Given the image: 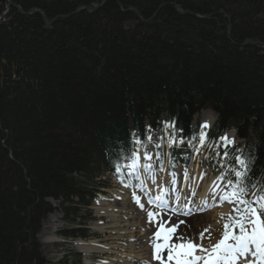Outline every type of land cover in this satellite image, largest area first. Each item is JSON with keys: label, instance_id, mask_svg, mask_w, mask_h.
I'll return each instance as SVG.
<instances>
[{"label": "trees", "instance_id": "obj_1", "mask_svg": "<svg viewBox=\"0 0 264 264\" xmlns=\"http://www.w3.org/2000/svg\"><path fill=\"white\" fill-rule=\"evenodd\" d=\"M100 1L0 0V264H47V216L91 217L103 176L125 175L148 127L173 124L192 151L202 110L217 115L207 155L254 161L248 193L264 183V0H104L90 11ZM230 128L242 143L226 148ZM74 220L61 235L85 239Z\"/></svg>", "mask_w": 264, "mask_h": 264}, {"label": "rangeland", "instance_id": "obj_2", "mask_svg": "<svg viewBox=\"0 0 264 264\" xmlns=\"http://www.w3.org/2000/svg\"><path fill=\"white\" fill-rule=\"evenodd\" d=\"M209 111V110H202L194 116L192 125L194 127H198L199 131H208L209 127L201 128V125L204 124V120L202 118V112ZM212 112V111H211ZM161 126L160 130H150L152 140L144 147H139V162L136 168H132L124 161V168L127 173V178H120L115 179L109 177L108 174L103 176L105 181L110 183L109 187L105 189L103 192H99L97 194V198L91 201V205L89 207V211L91 213V217H87L86 211L84 208H78L77 215L75 218H72V215H68L67 218L63 216L60 212V209H56L51 215L56 216V221L54 223L55 229L54 233L57 234V241L54 243H44L41 234L45 231L43 227V223L48 219L49 216L42 222L41 231L39 232L37 238L42 246V252L47 259V264H75L76 259L73 257V254L69 252H76L80 254L81 263L80 264H121L119 259V251L120 247L124 243L122 240L116 239L114 235V230L112 228H108L110 223V218L107 213L98 211L99 207L104 209H108V211L112 210L114 207L119 206L120 199L123 198L127 206L137 212V218L141 225V233L144 236V240L141 242L143 243L142 248L146 247L150 253V261H147L146 264H161V261L154 259L153 252L154 248L153 245L156 242H162V240L157 241L154 233L158 230L159 225L164 223L165 228H170L173 225L176 226L175 232L171 233L172 239L170 243H181L183 241L191 240L194 244H200L204 248H210L211 245L216 244L219 240L223 238V224L226 222L227 218L231 216H235L236 213L233 212L234 205L228 202H225L224 206H227L229 210L227 212H222L221 209L214 211L213 206L205 209H201L200 211L193 210L188 213L177 212L178 210L172 208H161L160 210L156 207L155 203H144L143 207L138 209V198H142L144 194H147L148 191H153V189H157L159 191L161 189L158 184L150 185V187L146 189H141V180L146 179L151 183L152 179H157L158 181L164 177L166 174H171L173 171L179 172V185L184 182L186 178H193L194 171L192 170L193 167L198 168V181H197V193L195 192L192 194V205L196 203L198 195L204 190L205 182H208L214 178L215 182L220 185V188L223 189L229 180H232L230 177V173L232 172L231 169V160L232 156L228 154L225 159H216L215 163H211L208 159L205 158L199 152L195 150L194 154L190 157L187 156L186 150L180 151L179 156L177 157H170L169 149L170 146L168 144V140L170 138V128H166L165 124ZM209 126V125H208ZM211 126V125H210ZM232 130H227L223 136H227L229 139L233 140L234 143H241L239 139H235L232 137ZM163 138L164 141V150L167 154L164 155L163 159L165 164L162 168H157V162L159 159L156 156L155 152V145L160 143V139ZM174 140L177 141V138L174 137ZM221 141V140H220ZM222 142V141H221ZM174 150H177L178 144H173L171 146ZM200 148V141L196 148ZM148 152L152 155V160L150 163L152 164L151 172L145 171L142 166L145 163H149L144 159V153ZM131 159H129L130 161ZM171 161V163H170ZM167 163V164H166ZM169 166L173 168L170 170ZM215 167L213 170L211 167ZM185 170H187V176L185 175ZM224 174V179L217 180V177ZM155 175V176H154ZM213 180V179H212ZM213 183V182H212ZM212 185L210 188H212ZM145 190V191H144ZM207 196H205L207 204L214 205L217 203H221L218 199V193L216 194V198H214V194L207 191ZM196 195V196H195ZM252 195L249 197L251 198ZM58 202H53L55 207L58 206ZM196 206V204L194 205ZM165 209V210H164ZM140 211V212H139ZM220 211V212H219ZM151 212L154 215L150 218L148 213ZM223 216V219L221 218ZM74 220L76 228H85L84 230L88 231V236L85 239L76 238L72 240L71 238H65L61 235L63 230H68L70 224ZM118 219L122 220V218ZM183 221V223H181ZM100 225L105 227L103 231L96 230V225ZM208 229L209 231H205ZM143 231V232H142ZM234 232L238 233V229H233ZM201 233H204V238L201 239ZM178 237H182L183 241L178 239ZM95 239L98 244L104 245L105 250L103 251H94L91 253H86L83 251H79L74 248L75 241H88L89 239ZM230 243V242H229ZM119 247V248H118ZM199 251V250H197ZM204 254V253H202ZM163 256L164 264L167 262V250H164L161 254ZM67 257L68 263L64 262V257ZM243 260L242 257L237 259L238 264L241 263ZM241 261V262H239ZM170 263V262H169ZM167 263V264H169Z\"/></svg>", "mask_w": 264, "mask_h": 264}, {"label": "snow or ice", "instance_id": "obj_3", "mask_svg": "<svg viewBox=\"0 0 264 264\" xmlns=\"http://www.w3.org/2000/svg\"><path fill=\"white\" fill-rule=\"evenodd\" d=\"M166 128H173L174 125L170 123L165 124ZM207 122L201 125V128H207ZM135 135V134H134ZM206 133L201 131L200 133V144L205 143ZM148 140L151 141L152 137L149 136ZM220 140L224 143L227 148L228 145L234 143L233 140L229 139L227 136H221ZM184 141L181 139L176 141L171 137L168 140V144L171 147L175 144H182ZM135 144H140L141 141L137 138L134 140ZM191 145V141H189ZM155 147L160 148V144H156ZM197 152L200 148L195 149ZM239 152L240 150L237 149ZM224 155L227 156L228 152L225 151ZM159 158V153L156 154ZM144 159L149 161L142 166L145 171L151 172L152 155L148 152L144 153ZM139 162V151H133L131 157L132 168H136ZM171 163V161H170ZM235 163L239 165V168H233L232 172L235 176V182L229 180L227 185L221 189L220 185L215 181L213 182V187L210 192L214 194L218 193V199L221 202H228L234 205L233 212L236 213L235 216H229L226 222L223 224V238L219 240L216 244L211 245L210 248H204L200 244H194L191 240L183 241L182 237L178 239L182 240L181 243H170L172 236L171 233L175 232L176 226L173 225L170 228H165L164 223L159 225L158 230L154 233L157 241L162 240V242H156L153 245L154 259L161 261L164 264L163 256L161 253L167 250V260L175 261V264H197L199 261H203V264H234V261L238 256H243L247 253L250 248L253 249L252 255L260 258H264V183L259 185V192H253L252 197L248 198V187L245 183L248 180V173L250 171V163L254 161H249L242 157V155L235 156ZM121 166L117 165L116 171L119 173ZM173 177L175 174H172ZM185 175L187 176V170H185ZM224 179V174L217 177V180ZM175 184V179L172 181ZM253 187H256L255 185ZM161 199V197H157ZM139 203V201H137ZM206 204V202H205ZM143 207V205H141ZM149 217L151 218L154 214L149 212ZM223 219V216H221ZM183 223V221H181ZM233 229H238V233L234 232ZM205 231H209L205 229ZM201 239L204 238V233H201ZM233 243H229V241ZM199 250L204 255H196V251Z\"/></svg>", "mask_w": 264, "mask_h": 264}, {"label": "bare ground", "instance_id": "obj_4", "mask_svg": "<svg viewBox=\"0 0 264 264\" xmlns=\"http://www.w3.org/2000/svg\"><path fill=\"white\" fill-rule=\"evenodd\" d=\"M202 118L204 120V124L210 126L215 121V114L211 111L202 112ZM233 136V135H232ZM128 165L131 164V160L127 159L126 161ZM194 171L193 178H186L182 184L179 185V172L173 171L171 174H165L161 180L152 179L151 183L146 179L141 180V189H146L150 187V185L158 184L161 189L156 191H148L147 194H144L142 198H138V209L141 208V205L144 203H155L156 207L161 208H174L178 210L177 212L188 213L193 210L200 211L201 208L205 209L207 205L209 207L213 206L214 211L221 209L222 212H227L229 208L224 206L225 202L217 203L214 205L207 204L205 200L207 191L210 190L211 184L213 180L211 179L209 182H205L204 190L198 195L197 200L194 205L192 204L193 196L192 194L197 193V179H198V168L193 167ZM172 174H175L174 177ZM155 176V175H154ZM173 179H175V184L172 183ZM145 191V190H144ZM196 196V195H195ZM157 197H161V199H157ZM118 207H114L112 210L108 211V209H104L102 207L98 208V211H102L107 213L110 218L111 225L108 228H112L114 231V235L116 239L122 240L124 243L120 247V251L118 253L121 264H146L147 261H150V251L143 246L141 243L144 240V236L141 233V225L137 218V212L131 210L126 201L121 198ZM206 202V204H205ZM165 210V209H164ZM140 212V211H139ZM218 212V211H217ZM220 212V211H219ZM122 218V220L118 219ZM56 216L51 215L48 219L43 223L44 232L41 234V238L44 243H54L57 241V234L54 233ZM105 227L96 225V230L103 231ZM143 232V231H142ZM74 248L79 251H83L86 253H91L94 251H103L105 250L104 245H100L97 241L93 239H89L88 241H75ZM119 248V247H118ZM253 249L245 253L243 256L244 264H264V258H260L252 255ZM162 254V253H161ZM196 255H204L200 251H196ZM237 260V259H236ZM236 260L234 264H236ZM242 261V260H241ZM170 262V263H169ZM175 264V261H168L166 264ZM197 264H203V261L197 262Z\"/></svg>", "mask_w": 264, "mask_h": 264}, {"label": "water", "instance_id": "obj_5", "mask_svg": "<svg viewBox=\"0 0 264 264\" xmlns=\"http://www.w3.org/2000/svg\"><path fill=\"white\" fill-rule=\"evenodd\" d=\"M103 1H104V0H101V1L99 2V4H98L95 8L91 9L90 11H93L94 9H96L97 7H99ZM82 8H83V7H79V8H77V9L75 10V12L79 11V10L82 9ZM31 12H33V11H31ZM50 22H51V21H50ZM50 22H48V23H50ZM229 29H230V26H228V30H229ZM250 42L253 43L251 40H250Z\"/></svg>", "mask_w": 264, "mask_h": 264}]
</instances>
